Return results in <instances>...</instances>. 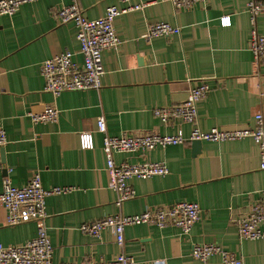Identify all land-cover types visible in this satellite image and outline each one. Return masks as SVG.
Listing matches in <instances>:
<instances>
[{"label": "crops", "instance_id": "1", "mask_svg": "<svg viewBox=\"0 0 264 264\" xmlns=\"http://www.w3.org/2000/svg\"><path fill=\"white\" fill-rule=\"evenodd\" d=\"M72 1L92 19L111 5H124L119 0H36L22 4L13 15H0V125L8 136L3 155L0 147V190L5 177L21 186L36 171L46 188L75 187L46 197L48 235L54 247L51 264L109 260L121 249L134 257L135 264H226L218 254L207 262L193 257L196 242H215L236 252L243 264H264V238L241 239L230 220V213H245L264 189L260 148L253 137L204 140L198 152L188 142L145 153H115L117 162L162 161L169 168L165 175L132 177L136 195L118 205V195L109 187L103 134L97 130L98 117L104 115L113 135L124 131L187 135L192 124L166 123L153 108L184 101L202 80L211 87L198 102L202 129L253 128L255 115L264 116V65L255 62L248 48L250 0H204L177 10L168 0H132L149 4L115 18L122 44L102 52V85L66 90L55 97L45 89L42 61L71 50L74 60L83 63L76 25L60 22L56 14L58 7ZM157 21L179 25L180 33L148 40V26ZM256 27L264 33V11L257 16ZM47 104L60 109L58 119L34 122L30 112H40ZM82 131L92 133L93 147L82 148ZM182 200L202 208L188 234L176 226L128 225L121 248L108 228L99 237L79 228L105 215L139 213ZM36 233L34 220L8 224L7 209L0 203V243H24Z\"/></svg>", "mask_w": 264, "mask_h": 264}, {"label": "built area", "instance_id": "2", "mask_svg": "<svg viewBox=\"0 0 264 264\" xmlns=\"http://www.w3.org/2000/svg\"><path fill=\"white\" fill-rule=\"evenodd\" d=\"M36 0H0V15H13L19 7ZM124 5H111L105 13L97 18L84 15L77 1L61 5L56 9L60 22L72 21L77 29L80 42V52L83 63L74 60L71 50H63L41 63V74L45 80V89L55 97L66 90L99 88L105 73L102 52L106 49L118 48L122 44L115 26V18L127 11L143 9L149 2L132 3V0H119ZM174 8H191L204 0H168ZM247 10L250 13V38L248 48L257 64L264 65V33L256 27L257 16L264 11L263 0H250ZM229 23V17H223ZM180 33V26L166 21L150 23L145 37L150 40L156 36H169ZM211 87L207 80L192 86L188 97L179 103L153 108L154 115L166 123L179 120L192 124L189 134L182 131L162 134L158 132L124 131L113 135L107 130L104 115L98 117L97 130L103 134V151L109 172V187L116 191V203L136 195L134 186L130 183L132 177L149 178L154 175H165L169 168L165 162L145 160L141 162L115 160L117 152H143L156 147H166L170 144H184L193 140L223 141L242 137H253L260 148L261 167L264 168V116L255 115L253 128L221 129L217 126L204 130L198 124V102L204 98ZM60 109L55 104H47L40 112H30L34 122L56 121ZM82 148L93 147V135L89 131L80 133ZM8 143L6 129L0 125V147ZM73 186L44 187L40 171L34 172L24 185L12 183L7 176L3 180L0 190V203L7 209V223L19 224L28 220L36 222V235L24 243L4 245L0 243V264H51L53 245L48 235L46 197L54 193H66L74 189ZM260 197L250 203L243 214L230 213V220L236 225L241 239L264 238V189ZM202 208L197 202L177 201L169 205L150 206L139 213H116L84 222L80 230L92 236L99 237L102 230L110 229L115 235L119 247L125 243V227L133 224H151L160 228L176 226L182 233L188 234L194 223L201 217ZM191 254L196 259L207 262L212 255H220L226 264H243V259L236 252L223 248L215 242L193 243ZM61 264H135L134 257L121 251L112 259L93 261L83 259L71 263Z\"/></svg>", "mask_w": 264, "mask_h": 264}, {"label": "water", "instance_id": "3", "mask_svg": "<svg viewBox=\"0 0 264 264\" xmlns=\"http://www.w3.org/2000/svg\"><path fill=\"white\" fill-rule=\"evenodd\" d=\"M192 143L195 144V149L198 152L199 149H200V146L202 144V140H193ZM4 152H5V148L2 147V155H3Z\"/></svg>", "mask_w": 264, "mask_h": 264}, {"label": "trees", "instance_id": "4", "mask_svg": "<svg viewBox=\"0 0 264 264\" xmlns=\"http://www.w3.org/2000/svg\"><path fill=\"white\" fill-rule=\"evenodd\" d=\"M82 54V53H81ZM45 81V80H44Z\"/></svg>", "mask_w": 264, "mask_h": 264}]
</instances>
